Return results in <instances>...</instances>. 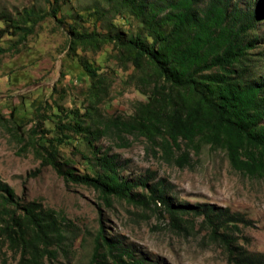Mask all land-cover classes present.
Returning a JSON list of instances; mask_svg holds the SVG:
<instances>
[{
    "label": "trees",
    "instance_id": "trees-1",
    "mask_svg": "<svg viewBox=\"0 0 264 264\" xmlns=\"http://www.w3.org/2000/svg\"><path fill=\"white\" fill-rule=\"evenodd\" d=\"M262 6L254 0L247 9L238 0H93L85 8L94 17L93 27L70 24L69 51H97L111 44L116 64L123 70L132 67L128 81L146 99L135 101L130 115L105 113L101 104L113 78L82 60L89 82L81 104L64 113L57 109L45 114L37 107L23 138L15 135L25 141V148L31 147L41 167L51 166L68 184L93 189L106 205H112L113 198L160 200L172 225L182 230L193 226L192 218L204 216L211 236L225 244L238 264H264V254L239 256L232 249L236 242L229 229L249 223L241 213L211 204H174L157 184L123 179L116 154H109L111 146L99 145L111 138L118 147H126L129 137L143 138L168 161L175 150L183 149L174 160L181 167L188 163L190 151L198 153L208 146L223 151L234 170L263 178L264 80L256 75L260 67L256 50L264 43V35L261 41L257 32ZM51 12L55 16L57 9ZM24 13L6 23L11 33L33 31L36 12ZM124 14L136 24L129 33L113 22ZM6 25L0 27V38L9 31ZM46 121L49 128L42 125ZM16 123L25 128L28 122L21 118ZM66 149L80 155L89 170L77 173ZM137 187L148 191L147 200L140 198L144 194ZM65 221L54 209L23 200L0 178V245L18 253L19 264H44L59 249L65 250ZM90 264L157 263L135 257L100 230Z\"/></svg>",
    "mask_w": 264,
    "mask_h": 264
},
{
    "label": "rangeland",
    "instance_id": "rangeland-1",
    "mask_svg": "<svg viewBox=\"0 0 264 264\" xmlns=\"http://www.w3.org/2000/svg\"><path fill=\"white\" fill-rule=\"evenodd\" d=\"M252 1L238 0L246 9ZM254 1L263 3L264 10V0ZM92 2L0 0V16H4L0 27L22 18L25 10L36 12L31 33H11L6 25L9 31L0 38V178L23 200L38 201L65 216L66 249H59L44 264H90L100 230L135 257L157 264H238L225 244L211 236L204 216L192 218L193 226L182 230L172 225L160 200L141 203L113 198L108 206L93 189L68 184L51 166L41 167L31 147L25 148V141L15 135L22 134L23 138V131L37 115V107L45 114L57 109L64 113L74 104H81V94L89 82L82 70V60L113 78L108 97L101 104L105 113L130 115L133 103L146 99L128 81L132 67L123 70L116 64L111 44L97 51H69L70 24L89 30L93 27L94 17L90 10H85ZM52 8L57 9L55 16ZM113 22L128 33L136 28L127 14L115 16ZM257 32L261 40L264 15ZM260 44L256 50L260 57L256 75L264 80V43ZM21 118L28 122L25 128L16 125ZM42 125L49 128L51 123L46 121ZM99 145L111 146L109 154H116L123 179L157 184L174 204H211L241 213L249 223L229 229L236 242L233 251L239 256L264 254V177H250L234 170L223 151L208 146L198 153L190 151L188 163L181 167L174 160L183 149L175 150L174 159L168 161L158 147L153 148L143 138L129 137L126 147H118V142L111 138H104ZM65 154L77 173L89 170L80 155L70 153L69 149ZM135 190L143 192L144 197L140 198L147 200L148 191L141 187ZM0 264H19V254L0 245Z\"/></svg>",
    "mask_w": 264,
    "mask_h": 264
}]
</instances>
